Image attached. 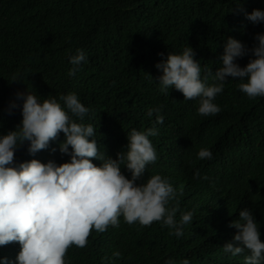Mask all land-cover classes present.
Returning <instances> with one entry per match:
<instances>
[{
  "label": "trees",
  "instance_id": "1",
  "mask_svg": "<svg viewBox=\"0 0 264 264\" xmlns=\"http://www.w3.org/2000/svg\"><path fill=\"white\" fill-rule=\"evenodd\" d=\"M239 7L264 10V0H0V135L22 120L20 110L6 112L17 91L28 89L41 102L55 97L62 106L59 97L74 92L89 112L82 121L73 119L93 125L99 151L115 159L126 151L128 132L153 126L148 109L163 106L164 122L149 137L157 160L136 183L157 174L168 178L177 191L169 202V207L178 202L176 219L180 212L194 213L180 238L160 222L141 227L121 217L119 227L92 231L85 248L70 247L66 264H166L170 258L175 264L186 258L190 264H245L247 252L232 256L221 249L236 232L229 224L245 207L264 242V97L249 99L238 90L239 81L229 80L214 101L221 111L201 116L198 100H184L174 88L161 93L154 80L162 74L155 65L187 46L202 77L205 69L214 73L222 66L228 37L251 48L264 23L252 24ZM77 49L87 62L69 76V56ZM248 60L237 63L243 67ZM13 76L21 81L12 82ZM63 139L61 133L35 156L25 142L15 152L16 164L68 162L58 149ZM201 148L213 158L199 159ZM121 171L131 178L123 164ZM19 250L18 243L0 247V257L14 261Z\"/></svg>",
  "mask_w": 264,
  "mask_h": 264
},
{
  "label": "clouds",
  "instance_id": "2",
  "mask_svg": "<svg viewBox=\"0 0 264 264\" xmlns=\"http://www.w3.org/2000/svg\"><path fill=\"white\" fill-rule=\"evenodd\" d=\"M236 11L243 12L254 25L264 23V10L253 9L249 13L239 7ZM254 39L256 43L249 48L228 37L220 56L222 66L214 73L205 69L203 77L201 64L190 46L180 54L169 52L155 65L162 74L154 80L161 93L169 94V89L174 88L184 100H198L197 114L201 116L221 111L214 101L229 80L239 81L238 90L249 99L264 97V33H257ZM245 56L249 57L248 63L241 67L237 60ZM82 62H87L86 53L77 49L75 55L69 56L73 67L68 75L74 76ZM16 81L21 80L13 76L12 82ZM59 100L63 106L55 97L41 102L26 89L17 91L7 106L8 115L20 110L22 120L15 130L0 135V247L18 243L20 250L14 261L0 257V264H66L70 247L85 248L92 231L104 233L110 226L119 227L121 217L128 225L138 223L141 227L160 222L172 230L170 235L182 237L184 226L192 223L194 213L180 212L179 220L176 219L178 202L172 207L169 202L176 200L177 191L168 178L157 174L136 183L147 165L157 160L149 137L157 135L156 125L164 122L163 106L148 109V117L155 116L153 126L128 132L126 151L117 152L113 159L99 151L93 139V125L73 119L82 121L89 112L79 97L70 92ZM61 133L64 139L58 149L70 157L68 162L42 163L31 159L16 164L15 152L25 142L28 154L35 156L58 141ZM197 155L201 160L213 158L207 148H201ZM94 159L102 161L99 167L92 162ZM121 164L131 173L130 179L121 171ZM229 227L236 232L221 247L222 251L232 256L247 252L245 264H264V242L252 211L240 209ZM113 256L118 258L121 253L114 252ZM166 264L175 261L170 258ZM181 264L190 261L186 258Z\"/></svg>",
  "mask_w": 264,
  "mask_h": 264
}]
</instances>
